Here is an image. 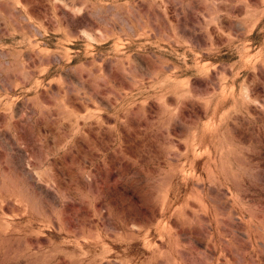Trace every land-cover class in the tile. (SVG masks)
Wrapping results in <instances>:
<instances>
[{"label":"rangeland","instance_id":"rangeland-1","mask_svg":"<svg viewBox=\"0 0 264 264\" xmlns=\"http://www.w3.org/2000/svg\"><path fill=\"white\" fill-rule=\"evenodd\" d=\"M0 264H264V0H0Z\"/></svg>","mask_w":264,"mask_h":264}]
</instances>
